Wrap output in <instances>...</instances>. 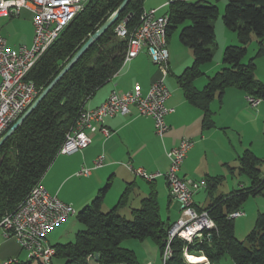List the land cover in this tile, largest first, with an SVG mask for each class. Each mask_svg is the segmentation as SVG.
Returning a JSON list of instances; mask_svg holds the SVG:
<instances>
[{
	"label": "trees",
	"instance_id": "obj_1",
	"mask_svg": "<svg viewBox=\"0 0 264 264\" xmlns=\"http://www.w3.org/2000/svg\"><path fill=\"white\" fill-rule=\"evenodd\" d=\"M123 1L87 2L85 10L62 31L26 77L34 82L39 94ZM144 4L145 0H131L118 20L0 148V220L14 213L42 180L87 101L122 69L131 34L140 25ZM166 14L169 16L168 41L179 30L180 42L193 54L192 66L187 67L177 80L186 100L202 111L203 129L215 127L210 104L216 98L220 101L228 88L264 100V82L257 78L255 57L243 63L248 47L255 39L258 57L264 56V0H228L223 22L229 30L236 32L238 44L224 49V67L210 77L202 91L195 87L194 81L203 76V66L213 61L217 47L213 21L219 16V8L207 0H170ZM122 22L128 31L126 38H120L115 32ZM238 160L237 168L226 166L232 174L237 170L247 176L250 185L215 197V191L225 178L207 176L211 200L207 206L198 209L208 212L214 228L204 231L203 237L191 244L186 245L179 238L167 240L173 224L169 219H162L155 189L141 199L138 208H131L128 217L122 210L129 205L136 189V183L130 182L118 204L104 212L103 202L111 188V182H108L92 203L78 212V221L85 229L76 233L75 241L53 245L55 257L64 259L65 264H90L92 261L97 264H139L136 253L121 245L127 239H150L158 245L161 256L169 245L171 254L163 264H195L187 260L185 252L208 260V264H218L226 255L234 264H264V212L258 214L254 229L243 241L236 238L235 219L229 217L233 212L242 211L249 197L264 195V159L247 149Z\"/></svg>",
	"mask_w": 264,
	"mask_h": 264
},
{
	"label": "built area",
	"instance_id": "obj_2",
	"mask_svg": "<svg viewBox=\"0 0 264 264\" xmlns=\"http://www.w3.org/2000/svg\"><path fill=\"white\" fill-rule=\"evenodd\" d=\"M89 0H0V18L19 17L23 9L33 14L34 37L31 45L18 48L8 46L7 39L0 35V138L11 125L18 120L39 94L34 82L27 80L41 56L59 38L62 31L83 12ZM196 1V0H189ZM161 25H169L166 14L157 9L144 10L140 25L131 34L125 56V63L136 58L146 48L152 62L158 66L161 74L146 94L137 84L131 92L113 91L99 107L82 110L75 125L67 133L59 150V155H71L87 148L92 140L90 133L102 132L107 138L111 131L104 125L108 118L131 114L134 106L141 117H150L154 121V131L158 137L169 131L167 115L174 112L167 106L171 91L165 83L168 75L170 53L168 38L161 37ZM115 32L120 38H126L128 31L125 22L120 23ZM248 102L256 107L261 99L248 96ZM190 139L167 151L170 161L167 172H148L135 167L131 162L124 164L134 176L154 182L164 178L170 195L182 205L181 216L169 230L168 239L196 240L203 237L206 230L214 228V222L207 211H199L194 203V194L202 187L207 188L206 180L187 181L179 176L182 164L193 147ZM104 156H98L92 168H81L78 175L89 177L92 171L103 167ZM75 212V208L52 195L41 181L34 186L28 197L14 213L0 220V230L5 238H13L20 248L26 251L30 260L41 264H53L55 249L47 240L48 234L64 223ZM244 212L236 211L230 218L242 217ZM190 263V256L185 252ZM167 260L166 248L163 262ZM17 259L5 260L3 264H16ZM147 264H153L148 262Z\"/></svg>",
	"mask_w": 264,
	"mask_h": 264
},
{
	"label": "crops",
	"instance_id": "obj_3",
	"mask_svg": "<svg viewBox=\"0 0 264 264\" xmlns=\"http://www.w3.org/2000/svg\"><path fill=\"white\" fill-rule=\"evenodd\" d=\"M169 1L145 0L144 10L157 9L159 13L160 10L166 6L168 7ZM166 15L168 16V14ZM172 37L173 35L168 41L170 59L169 72L165 83L171 91V98L168 100L167 106L173 108L174 112L166 117L170 129L163 138L155 134L152 118L139 116L136 108L132 106L131 114L126 116L117 115L105 120L104 125L111 131L110 137L107 138L100 131L90 133L92 142L87 148L71 155H58L44 174L41 180L42 184L52 195L57 196L65 203L71 204L76 210V215L92 203L98 191L108 182H111V188L103 202L102 209L104 212L110 211L118 204L120 196L128 183H136V189L131 196L129 205L122 210V213L128 217L130 216L131 208H138L141 205V199L153 189L157 191L158 196V188L168 192V184L164 178H160L165 180L162 184L158 182V179L154 182L146 181L149 184L147 186L139 181V177L134 176L127 170L124 164L131 162L135 167L144 168L148 172L165 173L170 165L167 151L176 147L182 139H190L194 145L182 164L179 171L180 177L187 181H201L206 180L207 176H221H213L214 173L211 169V164L208 163L207 156L208 153L217 149V140H222L223 147L227 151V146L229 147V145H227L224 138H227L226 129L230 130L233 124H238V126L244 128L237 134L242 140L245 138L244 134L247 132L245 127L249 122L240 124L237 121L241 112H247L256 122L262 120L260 130L264 132V100L258 106L253 107L248 102V95L235 88H228L220 101L216 98L211 102L210 108L214 113L215 127L208 130L202 128V111L186 100L177 80V77L187 67L192 66L194 62L193 54L190 49L184 50L179 44L175 46L171 42ZM181 45L183 44L181 43ZM178 53L182 54L181 58H179ZM222 64L223 62L218 58L215 65L210 63L204 65L202 68L204 74L194 81L195 87L202 91L210 77L220 70ZM160 74L158 66L152 62L147 49L144 48L136 58L124 63L122 69L94 93L87 101L86 109L99 107L109 98L113 91L118 93L131 92L137 84L143 94H146L151 84L160 77ZM233 105L235 106L232 107ZM220 130H223V134L219 132ZM242 143L243 141L240 143V149H242ZM232 147L234 149L233 145ZM247 149L251 150V148H246L245 150ZM199 150L202 151V155L204 154V162L199 158L197 159L196 153ZM100 155L104 156L103 167L93 170L89 177L78 175L81 168H92L95 159ZM230 158L231 153L227 151L225 156L220 158L219 163L222 165L229 164ZM168 194L170 196L169 192ZM50 234L51 232L48 234L47 240L53 246L49 240ZM125 245L129 249L131 248L138 256L135 251L137 244L127 242ZM12 258L17 259V264H24L30 261L26 251L20 248L15 239L5 238L0 230V264ZM203 260H200L201 264H208V260ZM138 262L141 264L139 259Z\"/></svg>",
	"mask_w": 264,
	"mask_h": 264
},
{
	"label": "rangeland",
	"instance_id": "obj_4",
	"mask_svg": "<svg viewBox=\"0 0 264 264\" xmlns=\"http://www.w3.org/2000/svg\"><path fill=\"white\" fill-rule=\"evenodd\" d=\"M169 1V0H167ZM210 5H215L219 8V16L216 20L213 21V26L216 34V44L217 47L214 50V58L210 63L211 65H215L218 61V58L223 62V51L229 45H237L238 39L236 32L229 30L223 22L224 9L228 4V0H207ZM168 10L166 6L162 10L159 11L160 14H164ZM33 14L27 10L23 9L21 11V15L19 17L12 18H0V34L4 36L8 41V46L12 48H18L23 45H31L34 37V25L32 22ZM171 42L176 46V44L184 48V50H189L187 47H184L180 43L179 39V30L173 34L171 38ZM182 52V51H181ZM179 58L182 57L181 53H178ZM255 57L254 63L257 66L256 74L257 78L264 82V56L258 57V44L255 39L248 47V53L243 60V63H248L252 58ZM224 65L222 64V69ZM203 78V77H202ZM201 78V79H202ZM237 105V104H235ZM233 105L232 107H234ZM238 116L237 121L242 124L243 122H249L245 127L247 132L244 134L245 138L242 140L237 133L243 130V127L238 126V124H233L230 130H227V138H224L227 146V151L231 153V158L229 165L231 167L237 168L239 166V157L243 155L246 148H251V151L254 154L264 159V132L260 130L262 125L261 121H254L251 115L247 112H241ZM234 122V121H233ZM235 123V122H234ZM245 126V125H244ZM223 134V130H220ZM230 139V142H229ZM232 141V144H231ZM242 143V149H240V143ZM217 149L214 152L208 153L207 160L208 163L211 164V169L215 175H221L226 179L222 181L221 185L218 186L217 190L214 193L215 197L228 195L235 189H238L241 186L248 187L250 185V180L247 176H243L238 173L236 170L233 174L228 170L227 166L224 164H220L219 160L222 156H225L227 151H225L223 147L222 140H217ZM234 146V149L232 147ZM252 145V147H251ZM197 159L199 158L202 162L205 161L204 154L202 155V151L199 150L197 153ZM195 155V156H196ZM264 172V168H263ZM264 174V173H263ZM184 179V178H183ZM160 184L165 182L164 179H158ZM161 180V181H160ZM141 182L145 185H149L146 183L145 179H141ZM156 186V185H155ZM160 186V185H159ZM158 186V187H159ZM157 187V186H156ZM159 191V206H160V215L164 221L169 219V222L173 224L177 222L178 217L181 216V208L182 205L177 200L173 199L171 195L169 196L168 192L164 191L161 188H158ZM210 189H206L202 187L199 191L194 194V201L196 203V207H205L209 204L211 197L209 195ZM242 212L244 215L242 217L236 218L235 223V235L236 238L240 241L246 239L247 235L254 229L256 224V219L259 213L264 212V195L258 194L256 196H251L245 202L242 207ZM170 217V218H169ZM74 224V225H73ZM85 229L77 218V215H72L66 220L63 224L56 227L51 231L49 235L50 242L55 244H66L69 242H74L76 233L80 230ZM127 242H134L137 244L136 252L138 253L137 259L141 261V264L148 263L146 261H152L154 264H163V256H161L159 252L158 245L150 240L146 239L143 241H138L136 239H127L122 243V247H125ZM188 245L187 243H185ZM129 249V248H128ZM131 250V248H130ZM153 256V257H152ZM30 264H40L36 260H30ZM200 262V260H199ZM53 264H65V260L62 258L54 257ZM90 264H97L96 261H92ZM218 264H234L233 260L228 256H224L223 259Z\"/></svg>",
	"mask_w": 264,
	"mask_h": 264
},
{
	"label": "water",
	"instance_id": "obj_5",
	"mask_svg": "<svg viewBox=\"0 0 264 264\" xmlns=\"http://www.w3.org/2000/svg\"><path fill=\"white\" fill-rule=\"evenodd\" d=\"M131 0H124L110 18L86 41L79 51L72 57L60 73L50 82V84L38 95L21 117L11 126V128L0 138V148L24 123V121L35 111L40 103L52 91V89L64 78V76L74 67V65L84 56V54L95 44L107 30L118 20L119 15ZM201 264V263H195Z\"/></svg>",
	"mask_w": 264,
	"mask_h": 264
},
{
	"label": "bare ground",
	"instance_id": "obj_6",
	"mask_svg": "<svg viewBox=\"0 0 264 264\" xmlns=\"http://www.w3.org/2000/svg\"><path fill=\"white\" fill-rule=\"evenodd\" d=\"M166 20H169V17L167 15H166ZM167 32H168V25H161V37L162 38H168ZM75 214H76V210L75 212L71 214V216ZM183 241L187 244H191L194 240L183 239ZM166 251H167V259H168L169 255L171 254L169 245L167 246ZM189 258H190V261L193 263H200L197 257L190 256Z\"/></svg>",
	"mask_w": 264,
	"mask_h": 264
}]
</instances>
